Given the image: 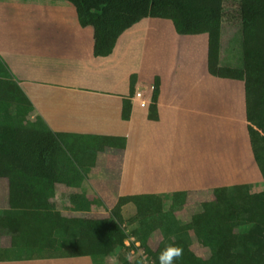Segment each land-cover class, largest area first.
<instances>
[{
	"label": "crops",
	"instance_id": "1",
	"mask_svg": "<svg viewBox=\"0 0 264 264\" xmlns=\"http://www.w3.org/2000/svg\"><path fill=\"white\" fill-rule=\"evenodd\" d=\"M208 51V35L179 36L169 20L144 19L119 38L112 55L96 58L93 29L80 26L71 3L0 0V60L48 127L125 139L121 154L103 151L120 156L118 179L111 180L110 168L98 161L101 152L80 190L87 199H100L99 209L108 212L122 197L185 192L190 201L219 187L262 185L245 84L211 76ZM136 91L148 106L134 99ZM70 192L59 186L54 200ZM0 194V204H8L6 180H0ZM117 258L0 264H115Z\"/></svg>",
	"mask_w": 264,
	"mask_h": 264
},
{
	"label": "trees",
	"instance_id": "2",
	"mask_svg": "<svg viewBox=\"0 0 264 264\" xmlns=\"http://www.w3.org/2000/svg\"><path fill=\"white\" fill-rule=\"evenodd\" d=\"M52 1L71 3L80 26L93 29L96 58L112 55L119 38L144 19L169 20L179 36L208 35L209 74L245 84L248 133L264 180V0ZM229 33L236 47L224 57ZM130 112L129 104L127 119ZM68 137L86 140V147H66ZM106 148L125 150V139L54 133L0 60V180L8 182L0 240L10 238L0 247V262L118 254L115 264H144L121 253L130 235L123 229L124 207L132 205L130 236L155 264L168 245L184 250L174 264H264V181L259 191L254 184L215 188L213 201L185 224L177 215L188 203L185 192L122 197L107 217L83 216L103 205L80 190ZM59 186L71 191L66 203L54 200ZM191 233L209 249L208 258L192 250ZM156 234L161 241L153 248Z\"/></svg>",
	"mask_w": 264,
	"mask_h": 264
},
{
	"label": "rangeland",
	"instance_id": "3",
	"mask_svg": "<svg viewBox=\"0 0 264 264\" xmlns=\"http://www.w3.org/2000/svg\"><path fill=\"white\" fill-rule=\"evenodd\" d=\"M236 35H232V34H225L223 36V56L224 57H228L229 55H231L234 50H235V40H236ZM223 57V58H224ZM104 142V141H103ZM102 141L101 142H96V146H101L102 144H104ZM64 143L66 144V147H70L73 143H77L78 145H81L83 147H86V143L87 141L81 138H65L64 139ZM120 146V145H118ZM114 150V149H113ZM117 149H115L114 153H120V150L116 151ZM92 151H94V149H92ZM95 158V156L93 157ZM98 161H100L101 164H103L105 162V164L107 165V167L110 168L109 173H110V178L111 180H116L118 179V176L120 174V164H121V159L120 156L116 155V154H112L110 156V152H103V154H101L98 158ZM243 167H241V171H243ZM92 189L97 192L98 187H95L92 183L90 184ZM262 189V186H257L255 188L256 191H259ZM97 194V193H95ZM4 195L0 194V200H4ZM66 197L63 198V200L60 202H64L66 203ZM214 196L213 193H209L204 195L201 198H195L193 200L188 201L187 205H185L183 208L179 209L177 211V215L179 217V219L181 220L182 223H189L190 219L192 218L193 215L197 214L198 212H200L201 209V205L203 203L206 202H210L213 201ZM3 202V201H2ZM68 202V201H67ZM169 200H167V205L166 207L169 205ZM5 202H3L4 204ZM0 204V215L3 213V208H7V204L3 205ZM132 208L127 209L126 211L123 212V216H124V225H123V229L126 230L127 235L130 234L131 235V230H132V226L130 225V219L136 214V209L134 206L131 205ZM97 211H94V213H90L87 215H83L87 218H92L95 216H109L110 212H108L107 210H103V209H96ZM128 235V238H132V236ZM127 238V240H128ZM191 239H192V250L200 257L202 258H208L210 256V251L209 249L201 246V244L198 242L197 238L194 236V234L191 233ZM161 241V235L160 234H156L153 238V240L151 241V245L153 246V248L157 247L159 242ZM10 242V238L9 237H4V239L0 240V247H5L8 246ZM128 242V241H127ZM130 243L129 246H127L126 244V248L125 250H122V254H128L130 255H134L135 257H139L141 258L142 253H144V250L139 246L136 248V245L132 244V242H128ZM131 248V249H130ZM144 256H146L144 254ZM142 259V258H141ZM143 260V259H142ZM118 261V258L116 260V262Z\"/></svg>",
	"mask_w": 264,
	"mask_h": 264
},
{
	"label": "clouds",
	"instance_id": "4",
	"mask_svg": "<svg viewBox=\"0 0 264 264\" xmlns=\"http://www.w3.org/2000/svg\"><path fill=\"white\" fill-rule=\"evenodd\" d=\"M184 254L182 246L168 245L158 256L159 264H174Z\"/></svg>",
	"mask_w": 264,
	"mask_h": 264
},
{
	"label": "built area",
	"instance_id": "5",
	"mask_svg": "<svg viewBox=\"0 0 264 264\" xmlns=\"http://www.w3.org/2000/svg\"><path fill=\"white\" fill-rule=\"evenodd\" d=\"M134 99L139 100V101L141 102V106H142V107H146V106H148V102H147L146 99L143 97V94H142L141 92L136 91V92H135V95H134ZM127 241H128V242H132V244L136 245V248L140 246V244L137 243V242L135 241L134 238H128V240H126L125 244H126L127 246H129L130 243H128ZM144 254H145V252L142 253V255H141V258L143 259L144 264H155L153 261H150V260L148 259L147 256H144ZM145 255H146V254H145Z\"/></svg>",
	"mask_w": 264,
	"mask_h": 264
}]
</instances>
